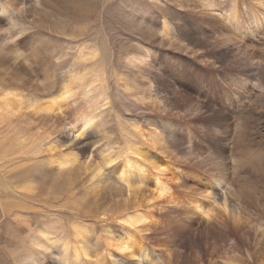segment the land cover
<instances>
[{
	"label": "rangeland",
	"instance_id": "obj_1",
	"mask_svg": "<svg viewBox=\"0 0 264 264\" xmlns=\"http://www.w3.org/2000/svg\"><path fill=\"white\" fill-rule=\"evenodd\" d=\"M1 1L12 5L17 21L31 26L49 59L52 78L69 79V70L80 75L81 87L75 91L83 97L65 98L59 109L51 110L44 109L42 100L33 107L23 101L21 110L29 115H15L13 110L14 115L6 111L0 117V264H207L210 260V264H264V4L30 0L31 5L39 1L30 7L20 0ZM75 1L84 5L78 13L71 6ZM9 28L0 22L1 34ZM0 73L5 74L2 81L12 75L9 69L0 68ZM88 88L90 95L82 91ZM3 97L0 93V100ZM0 110L6 109L0 105ZM162 128L165 141L157 138ZM124 129L134 131L133 144L126 140ZM141 131L143 138L138 135ZM137 148L140 154H135ZM67 152L77 159L70 167L59 168V156ZM110 157L116 162L106 163ZM132 158L165 165L162 174L172 189L157 199L152 169L148 167L142 177L130 165ZM96 165L101 171L92 177L90 170ZM121 174H127L131 193ZM211 185L220 196L226 195L229 207L240 211L241 222L225 216L224 235L216 227L198 234L194 223L157 238L151 230L136 231L117 219L123 208L136 204L145 208L152 198L150 209L159 207L152 211L159 217L163 201L198 199ZM172 213L169 218L178 222V212ZM76 225L80 235L75 237ZM212 236L219 250L210 256L212 246L215 249ZM126 237L131 238L132 251L116 250L113 244ZM232 240L238 249L231 246ZM206 242L205 251L201 244ZM82 247L87 255L76 256L75 249Z\"/></svg>",
	"mask_w": 264,
	"mask_h": 264
},
{
	"label": "bare ground",
	"instance_id": "obj_2",
	"mask_svg": "<svg viewBox=\"0 0 264 264\" xmlns=\"http://www.w3.org/2000/svg\"><path fill=\"white\" fill-rule=\"evenodd\" d=\"M21 2H23L24 4H28V5H31L30 3V0H20ZM33 1V0H32ZM65 1V0H64ZM67 1V0H66ZM207 1V0H206ZM242 2V1H241ZM259 2V1H258ZM22 3V4H23ZM35 4H33L34 6H38L39 5V1H34ZM210 3V2H209ZM243 3H247L246 0H243ZM262 5L264 4V0H260V2ZM252 4V3H251ZM33 5H31L30 7H32ZM211 5V4H210ZM209 5V6H210ZM12 6V5H11ZM10 5H8L7 3L1 1L0 2V22L2 23H5V24H9L11 26V28H9L7 31H5L4 34H1L0 33V68L2 70H10V72L12 73L11 77L10 78H7L5 79L4 81H2V78L5 76L4 73H0L2 75V77H0V93H3L4 94V97L0 100V105H1V108L2 109H6L5 111H2L0 110V117H2L3 113L6 112V111H10V113L12 115H14V111H15V115H23V116H27L29 115V111H24V110H21V105L23 103V101H26V105L27 106H31L33 107L35 105L36 102H38L39 100H42L43 103H45V107L44 109L46 110H51V109H59L63 104H62V100H64L65 98H71V99H74V100H78V99H81L83 97V95L81 94V92H78L75 91V90H78L77 87H81V84H80V81H81V78H80V75L77 77L75 74H73L70 70L68 71V77L69 79L63 77V76H60L59 79H54L51 77V73H49L50 69H51V65H50V62H49V59L48 57L46 56L45 52L40 48V46L37 44L36 40L34 39V35L32 36L31 34V29L30 27L31 26H28V25H24L22 24V22L20 23L19 21H17V19H15L12 14H13V11L14 9L11 7ZM70 6V5H69ZM72 6V9L74 10L73 13H78V11H82V9L80 7H83L84 5L82 4V6L80 5V2L79 1H75L74 3L71 4ZM218 6V5H217ZM251 6V5H250ZM29 7V8H30ZM253 7V6H252ZM264 8V7H263ZM81 9V10H80ZM264 10V9H263ZM15 13V12H14ZM81 14V13H79ZM228 15V14H227ZM256 16L257 15H253V19H256ZM16 17V16H15ZM184 20V19H183ZM185 21V20H184ZM195 22V21H194ZM260 28V27H259ZM197 29V28H196ZM259 30V29H258ZM253 31V30H252ZM34 34V33H33ZM263 34V33H262ZM263 37V36H262ZM207 39V38H206ZM224 39V38H223ZM264 39V38H263ZM208 40V39H207ZM210 40V39H209ZM213 40V39H212ZM210 40V41H212ZM23 45H28L27 47V50L26 51H21V47ZM218 45V44H217ZM214 46V45H213ZM89 49H91L89 47ZM92 50V49H91ZM190 51V50H189ZM178 52V51H177ZM180 55V54H179ZM192 55V54H191ZM246 55V54H245ZM188 57V56H187ZM246 57V56H245ZM81 58V56L79 57V59ZM1 61L5 62V63H1ZM139 62V61H138ZM228 63V62H227ZM226 65V63H225ZM229 65V64H228ZM227 66V65H226ZM235 67V66H234ZM233 67V68H234ZM250 67V66H249ZM245 68V67H244ZM260 68V67H259ZM233 70V69H232ZM235 70V69H234ZM233 70V71H234ZM262 70V69H261ZM51 72V71H50ZM225 72V71H224ZM257 73V72H256ZM259 73V72H258ZM36 74H38V76H41L42 79H38V77L36 78ZM205 75V74H204ZM82 77V76H81ZM72 81L71 82H69ZM248 80V79H247ZM69 82V83H68ZM187 88V87H186ZM150 90V89H149ZM84 93L86 92V95H90V92L92 91L91 88H88L86 90H82ZM152 93V92H151ZM39 98V99H37ZM66 101V100H65ZM154 106V105H153ZM15 107V108H14ZM43 109V108H42ZM43 109V110H44ZM14 110V111H13ZM225 117V116H223ZM163 118V117H162ZM224 119V118H223ZM229 119V118H228ZM221 120H222V117H221ZM86 123L89 122L88 119H85ZM162 121V120H161ZM165 121V120H164ZM168 122V121H167ZM161 123V122H160ZM178 123V122H177ZM153 124V123H152ZM163 124V122H162ZM172 124V123H171ZM143 125V124H142ZM167 125V124H166ZM165 125V127H166ZM158 126V125H157ZM189 126V124H188ZM237 126V125H236ZM127 127V126H126ZM154 127V126H153ZM190 127V126H189ZM194 128V126H192ZM191 127V128H192ZM213 127V126H212ZM210 127V128H212ZM223 127V126H222ZM141 128V127H140ZM173 128V127H172ZM184 128V127H183ZM191 128H189L188 130H190ZM198 128V127H197ZM209 128V129H210ZM163 129V128H162ZM156 130V129H155ZM167 130V129H166ZM169 130V129H168ZM192 130V129H191ZM200 130V129H199ZM223 130V128H222ZM72 131L74 132V129H72ZM124 132L125 134H128L127 137H126V140L129 142V144H133L132 142L133 141V137H134V131L130 130V129H124ZM140 131V130H139ZM160 131V130H159ZM162 131V130H161ZM185 130H183L184 132ZM196 131V130H194ZM213 131V130H212ZM229 131V130H228ZM175 132V131H174ZM218 132V131H217ZM221 132V131H219ZM137 133V131H136ZM164 134V129L162 132L160 133H157V138H160L159 140H162L164 137H163V134ZM173 133V132H172ZM197 133V132H196ZM199 133V132H198ZM197 133V134H198ZM201 134V133H200ZM221 134V133H220ZM225 134V133H224ZM138 135H140L142 138L145 136L144 133L141 131ZM154 135V134H153ZM199 135V134H198ZM197 135V136H198ZM217 134H215L216 136ZM219 135V134H218ZM216 136V137H220V136ZM150 136V132L148 134V137ZM228 136V135H227ZM151 137V136H150ZM155 137V135H154ZM177 137V135L175 136ZM174 137V138H175ZM210 137V135H209ZM222 138L225 136H221ZM232 137V136H231ZM135 138V137H134ZM152 138V137H151ZM173 138V140H174ZM213 138H215L213 136ZM170 139V138H169ZM146 140V139H145ZM155 140V139H153ZM164 140V139H163ZM162 140V141H163ZM167 140V139H166ZM172 140V139H171ZM182 140V139H181ZM188 140V139H187ZM190 140V139H189ZM206 140V139H205ZM152 142V140H150ZM148 141V142H150ZM156 141V140H155ZM165 141V140H164ZM177 141V140H176ZM175 141V142H176ZM183 141V140H182ZM181 141V143H183ZM214 141V140H213ZM154 142V141H153ZM172 142V141H171ZM180 142V140H179ZM185 142V141H184ZM190 142V141H188ZM188 142H187V145H188ZM205 142V141H204ZM219 142V141H218ZM173 143V142H172ZM178 143V142H177ZM165 144V143H164ZM174 144V143H173ZM191 144V143H189ZM193 144V143H192ZM207 144V143H206ZM212 144V143H211ZM151 145H153L154 147V143H151ZM162 144H160L159 146L161 147ZM166 145L168 146V144L166 143ZM170 145V144H169ZM213 146L215 144H212ZM217 145V144H216ZM228 145V144H227ZM157 146V145H156ZM190 146V145H188ZM193 146V145H192ZM190 146V147H192ZM152 147V146H151ZM159 147V149H160ZM172 147V146H171ZM51 148V147H50ZM134 148V147H133ZM146 148V147H145ZM193 148V147H192ZM191 148V149H192ZM217 148V147H216ZM227 148V146L225 147ZM127 149V148H126ZM140 148H137L135 149V154H140V151H139ZM149 149V148H148ZM154 149V148H153ZM158 149V148H157ZM158 149V150H159ZM223 149V148H222ZM231 149V148H230ZM150 150V149H149ZM155 150V149H154ZM162 150V149H161ZM217 150V149H215ZM225 150V149H224ZM129 151V150H128ZM164 151V150H163ZM162 151V152H163ZM186 151V149H185ZM202 151V150H201ZM209 151V150H208ZM219 151V150H218ZM235 151V150H234ZM127 152V151H126ZM181 152V151H180ZM189 152V151H188ZM200 152V151H199ZM205 152V151H204ZM222 152V151H221ZM221 152H218V153H221ZM237 152V151H236ZM147 153V152H146ZM164 153V152H163ZM167 153V152H166ZM224 153V152H223ZM261 153V152H260ZM259 153V154H260ZM143 156L144 154L141 153ZM149 154V153H148ZM182 154V153H181ZM203 154V153H202ZM107 155V154H106ZM105 155V156H106ZM120 155H122V153H120ZM125 155H128L125 154ZM125 155H123V158H125ZM168 155V154H167ZM170 155V154H169ZM183 155V154H182ZM186 155V154H185ZM184 155V156H185ZM193 155V154H192ZM214 155V154H213ZM219 155V154H217ZM189 156V154H188ZM188 156H186L188 158ZM204 156V155H203ZM221 156V155H220ZM61 158V160L59 161L58 163V166L59 168H64V167H67L69 165L70 167V164H72L73 162H75V160L77 159L76 157V154H72V153H65L61 156H59ZM107 157V156H106ZM134 157V156H132ZM139 157L141 158V156L139 155ZM149 156H147L146 158H148ZM163 157V156H161ZM165 157V156H164ZM171 157V156H170ZM182 157V156H181ZM191 157V156H190ZM189 157V158H190ZM193 157V156H192ZM209 157V156H207ZM206 157V158H207ZM216 157V156H215ZM225 157V156H224ZM229 157V155H228ZM231 157V156H230ZM128 157H126L127 159ZM131 158V157H129ZM205 158V159H206ZM115 159V158H114ZM117 159V157H116ZM115 159V160H116ZM133 159V158H132ZM135 159V158H134ZM133 159V160H134ZM143 159V158H142ZM152 159V158H150ZM183 159V157L181 158ZM186 159V158H185ZM193 159V158H192ZM197 159V158H196ZM202 158H200V161H201ZM212 159V158H211ZM216 159V158H215ZM139 160V159H138ZM146 160V159H145ZM153 160V159H152ZM164 160V159H162ZM166 160V158H165ZM184 160V159H183ZM113 159L110 157L107 159L106 163H112ZM130 161H132L130 159ZM144 161V160H143ZM143 161L141 162H138L137 160H134L132 162H130V165H132L133 167H136L138 168V171L140 170L141 174H142V177L145 178V172L147 170V168L149 167V169H152V174H154V188H155V194L158 195V198L157 199H161V197H164L170 189H172L170 187V184H169V181H167L166 177L163 176L162 172L164 173V170L166 167L164 166H161L160 164H155V163H142ZM151 161V160H150ZM156 161V160H155ZM182 161V160H181ZM203 161V160H202ZM208 161V160H207ZM224 161V160H223ZM116 162V161H114ZM113 162V163H114ZM153 162V161H152ZM174 162V161H173ZM185 162V160H184ZM187 162V161H186ZM185 162V163H186ZM204 162V161H203ZM232 162V161H231ZM110 163V164H111ZM112 163V164H113ZM126 163V162H125ZM125 163H124V167H125ZM138 163V166H135L134 164H137ZM210 163V162H209ZM215 163V162H214ZM75 164V163H74ZM199 164V163H198ZM102 165V164H101ZM105 165V164H104ZM103 165V166H104ZM128 165V164H127ZM130 165H128L130 167ZM187 165V164H185ZM100 166V164H99ZM98 165L92 167V177H95L96 175H98V173L101 171V168L99 167ZM105 166H108L105 165ZM173 166V165H172ZM182 166V165H181ZM199 166V165H198ZM202 166V165H201ZM73 167V165H72ZM188 167V166H187ZM204 167V165L202 166ZM201 167V168H202ZM89 168V167H88ZM91 168V167H90ZM127 168V167H126ZM211 168V167H210ZM123 169V167H122ZM129 169V168H128ZM132 169V167L130 168ZM181 169V168H180ZM179 169V171H180ZM195 169V168H194ZM208 169V168H206ZM205 169V170H206ZM133 170V169H132ZM169 170V169H168ZM193 170V169H192ZM149 171V170H148ZM151 171V170H150ZM199 171V170H198ZM125 172V171H124ZM123 172V173H124ZM169 172V171H168ZM176 172V171H175ZM139 173V172H138ZM184 173V172H183ZM167 174V173H166ZM127 175V174H126ZM124 175V174H121L120 175V179H123L124 182L127 183L128 185V191L131 193V187H130V183H129V178H127V176ZM169 175V174H168ZM170 175H173L174 174H170ZM178 175V174H177ZM204 175V174H203ZM153 176V175H152ZM176 176V175H175ZM174 176V177H175ZM179 176V175H178ZM177 176V178H178ZM186 177V176H185ZM119 178V177H118ZM172 177H170L169 180H171ZM176 178V179H177ZM183 178V177H182ZM204 178V177H203ZM208 178V177H207ZM147 179V178H146ZM174 179V178H172ZM175 179V180H176ZM150 180V178H149ZM182 180V179H181ZM184 180V179H183ZM210 180V179H208ZM145 181V180H144ZM123 182V183H124ZM181 182V181H180ZM180 182H178L179 184H181ZM186 184V182H184ZM204 183V182H203ZM184 184V185H185ZM178 185V184H176ZM175 185V187H176ZM187 185V184H186ZM185 185V190L187 189ZM221 183H219V187H220ZM236 185V184H235ZM195 186V185H194ZM115 187V186H114ZM174 187V186H173ZM174 187V188H175ZM179 187V186H177ZM176 187V188H177ZM181 187V186H180ZM184 187V186H183ZM215 186L214 185H211V188L208 189V191L204 194L198 196V199H195V197H193L194 199L189 201V198H183V199H178V200H170L169 196V200H165L163 201L162 204H165L164 202H166L165 206L162 205V209H163V212L162 214L160 213L159 217H156V215L153 213L154 211L156 212V210L159 208H157L156 206V210L153 211V209L151 210L150 208L153 207V204L150 203L151 201H153L152 199L148 200L149 203H148V206L145 207V208H148V209H145L142 207V205H138L136 204V207L134 205H131V208L128 209V208H123V211H121L120 215L117 216V219H121V221L124 223V225H127L129 227H135L136 228V231L139 230V231H144V230H151L152 232V236H156L157 238L161 235V234H165L167 236H169L171 234V231H176L177 229H179V227L181 229H186L187 228V225L189 224H196L194 227H195V230L196 232L199 234L201 233V231H203L205 228L207 231L206 233L208 234L210 229L212 228H219L221 231L224 230L228 225H227V218L225 217L226 215L227 216H231V220L233 219V222L236 223V221L240 220L241 217L239 218V212L238 210L234 207V205H229L227 204V197L226 195L222 194V196H220L218 194V191L214 188ZM234 187V186H233ZM182 188V187H181ZM191 188V187H190ZM222 188V187H221ZM232 188V187H231ZM183 189V188H182ZM200 189V188H199ZM118 190V189H116ZM177 190V189H176ZM180 190V189H179ZM192 189H190L191 191ZM223 190V189H222ZM121 191V190H120ZM119 191V192H120ZM187 191V190H186ZM184 192V193H187V192ZM194 191V190H193ZM191 191V194L195 193ZM204 191V190H203ZM221 191V189H220ZM148 192V191H147ZM172 192V191H171ZM183 192V190H182ZM203 193V192H202ZM249 193V192H248ZM137 194V193H136ZM146 194V193H145ZM177 194V193H176ZM201 194V193H200ZM131 195V194H130ZM170 195V194H169ZM185 195V194H184ZM193 195V194H192ZM198 195V194H197ZM230 195V194H229ZM146 197V195H144ZM173 196V195H172ZM179 196V195H178ZM130 197V196H129ZM129 197L127 196L124 200H125V204H127ZM192 197V196H191ZM200 197V198H199ZM218 197H221V202H218L217 198ZM132 198V197H131ZM156 198V196H155ZM167 198V199H168ZM258 198V197H257ZM134 199H136L134 197ZM143 199V198H141ZM173 199V198H172ZM248 199V197H247ZM254 199V198H253ZM123 200V202H124ZM133 200V198H132ZM250 200V199H249ZM134 201V200H133ZM194 201H197L196 203ZM132 202V201H131ZM129 202V204L131 203ZM162 202V201H160ZM140 203V202H139ZM154 203V202H153ZM159 203V202H158ZM157 203V204H158ZM210 204V205H207V204ZM144 204V203H143ZM230 204V203H229ZM130 206V205H129ZM214 209H217L218 212ZM122 210V209H121ZM159 210V209H158ZM161 210V209H160ZM153 211V212H152ZM172 212H178V222H175L173 220V218H169L172 217L171 216V213ZM118 213V214H119ZM158 214V212L156 213ZM173 214V213H172ZM174 217V216H173ZM177 217V216H176ZM224 217V218H223ZM175 218V217H174ZM230 218V217H228ZM176 219V218H175ZM186 221V222H185ZM241 222V220L239 221ZM242 224V223H241ZM230 225V224H229ZM77 229H75V237L76 236H79L80 235V231H79V228L78 226L76 225L75 226ZM74 227V228H75ZM72 228V227H71ZM123 228V227H122ZM237 228V227H236ZM239 228V227H238ZM133 229V228H132ZM179 229V230H181ZM211 230V231H212ZM130 231H131V228H130ZM138 231V232H139ZM170 234H169V232ZM178 231V230H177ZM187 231V230H186ZM214 231V230H213ZM212 231V232H213ZM218 231V230H217ZM216 231V232H217ZM105 232V231H104ZM107 232V231H106ZM132 232V231H131ZM183 232V231H182ZM185 232V231H184ZM205 232V231H204ZM202 232V233H204ZM224 232V231H223ZM228 232V231H227ZM187 233V232H185ZM222 233V231L220 232ZM219 233V234H220ZM163 234V235H164ZM173 234V233H172ZM217 234V233H215ZM223 235L225 233H222ZM99 235V234H98ZM131 235V234H130ZM137 235V234H136ZM162 235V236H163ZM213 235V234H212ZM221 235V237L223 236ZM83 236V234H82ZM106 237H110L111 234L108 235H105ZM180 236V235H179ZM209 235L205 236L206 238L208 237ZM214 236V235H213ZM213 236L210 238L211 240H213L211 242L210 240V244H213L214 247L215 245L218 244V242L216 244H214V240L213 239ZM217 236V235H215ZM214 236V237H215ZM230 236V235H228ZM150 238V236H148ZM165 237V236H164ZM164 237H160L161 239L164 238ZM220 237V236H219ZM84 238V237H83ZM123 238V237H122ZM117 241L116 244H113V246L115 245V249L120 251V252H124V251H128V252H131L132 249L134 248V245L132 244L131 242V238L130 237H126L124 239H122ZM168 238V237H167ZM223 238V237H222ZM77 239V238H76ZM85 239V238H84ZM111 239V238H109ZM219 239V238H217ZM47 240V239H46ZM164 240V239H163ZM173 240V238H172ZM224 240V239H223ZM38 241H41L40 239ZM107 241V240H105ZM111 240H109V244H112V242H110ZM135 241V240H134ZM155 241V240H154ZM161 241V240H160ZM226 241V240H225ZM37 242V241H36ZM42 242V241H41ZM53 242V241H51ZM50 242V243H51ZM141 241H139L140 243ZM176 242V241H175ZM189 242V241H188ZM232 244L231 246L234 248V249H238L239 248V244L237 243L236 240H232L231 241ZM142 243V242H141ZM209 242H206L205 244H201L203 245V249L206 251V248L207 246L209 245L208 244ZM220 243V242H219ZM88 244V243H87ZM52 245V244H50ZM54 245V244H53ZM191 245V244H190ZM219 245V244H218ZM34 246V245H33ZM48 246V245H47ZM55 246V245H54ZM81 246V245H80ZM112 246V245H111ZM212 246V245H211ZM221 246V244H220ZM253 246V245H252ZM39 247V246H38ZM41 247V246H40ZM39 247V248H40ZM43 247V246H42ZM219 247V246H218ZM223 247V245H222ZM220 247V248H222ZM48 248V247H47ZM202 248V246H201ZM217 247H215V249L211 248V251L209 252L210 253V256L218 249H216ZM50 249V248H49ZM62 249L64 251L67 250L66 246H63ZM182 249V248H181ZM223 249V248H222ZM258 250V249H256ZM263 250V249H262ZM197 251V250H196ZM200 256H201V259H203V256L205 255V253L203 252V250H198ZM208 251V250H207ZM222 251V250H221ZM259 251V250H258ZM75 252H76V256H80V255H87L86 252L83 247L81 250H76L75 249ZM110 252V251H109ZM164 252V251H163ZM189 253V251H186ZM251 252V251H249ZM88 253V252H87ZM192 253V251H191ZM196 253V252H195ZM247 253V252H246ZM254 253V252H253ZM42 254V253H41ZM125 254V253H124ZM186 255V254H185ZM253 255V254H251ZM91 256V255H90ZM94 256V255H93ZM129 256V255H128ZM127 256V257H128ZM132 256V254L130 255ZM144 258L145 260L148 259V256H147V253L145 252L144 253ZM190 256V255H189ZM199 256V255H198ZM199 256V258H200ZM209 256V254H208ZM81 257V256H80ZM79 257V258H80ZM169 258V256H167ZM251 257V256H250ZM177 258V257H176ZM215 258V257H214ZM83 259V258H82ZM210 259V258H209ZM255 259V258H254ZM93 260V259H92ZM95 260V259H94ZM252 260V259H251ZM87 261V260H86ZM85 261V262H86ZM187 261V260H186ZM207 261V260H206ZM211 261V260H210ZM209 261V262H210ZM191 262V261H190ZM203 262V260H202ZM200 262V263H202ZM208 262V261H207ZM208 262V263H209ZM207 263V264H208ZM213 263V261L211 262V264ZM217 263V262H216ZM215 263V264H216ZM191 264V263H190ZM210 264V263H209ZM214 264V263H213ZM221 264H225L224 262H221Z\"/></svg>",
	"mask_w": 264,
	"mask_h": 264
}]
</instances>
